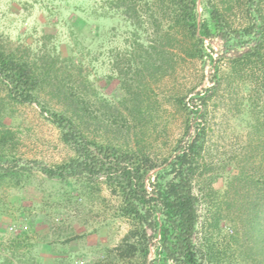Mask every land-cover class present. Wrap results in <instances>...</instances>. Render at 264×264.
I'll list each match as a JSON object with an SVG mask.
<instances>
[{
  "label": "trees",
  "instance_id": "1",
  "mask_svg": "<svg viewBox=\"0 0 264 264\" xmlns=\"http://www.w3.org/2000/svg\"><path fill=\"white\" fill-rule=\"evenodd\" d=\"M200 1H102L105 12L119 13L134 28L125 39V51L111 60L121 84L122 108L103 102L130 142L105 143L90 137L86 125L92 122L95 101L84 90L88 81L76 73L72 55L47 50L50 36L43 37L40 52L32 56L29 49L8 48L0 41V189L32 171L60 183L84 181L90 195L106 187L116 198V216L129 228L101 264L136 259L139 264H208L227 256L232 264H264V158L254 171L260 185L254 172L242 167L228 177L220 195L213 188L217 175L208 148V103L220 86L219 64L226 62L227 76L244 79L249 93L264 92V0H204L205 17L197 11ZM213 38L223 42L218 59L206 54L203 46ZM180 49L192 58L208 57L214 80L209 87L176 95L175 104L185 112V127L172 150L162 155L139 138L136 126L141 127L147 112L141 94L149 78L172 70L171 60ZM44 90L46 100L41 97ZM41 100L62 108L43 112L72 156L52 166L33 161L30 167L15 157V133L4 121L11 117L10 105H45ZM257 144L264 146V141ZM248 185L259 189L252 195L244 188ZM206 196L210 202L224 201L229 232H222L218 207L209 216L201 214L204 204L210 211Z\"/></svg>",
  "mask_w": 264,
  "mask_h": 264
},
{
  "label": "rangeland",
  "instance_id": "2",
  "mask_svg": "<svg viewBox=\"0 0 264 264\" xmlns=\"http://www.w3.org/2000/svg\"><path fill=\"white\" fill-rule=\"evenodd\" d=\"M102 1L0 0V41L8 48L29 49L32 56L40 52L43 37L50 36L47 50L55 48L61 56L72 55L76 73L88 81L84 90L95 101L92 122L86 125L90 137L105 143L130 142L126 129L117 126L119 121L113 124L103 102L122 108L121 84L111 60L125 51V39L134 28L119 13L105 12ZM204 8L201 0L197 11L203 17L207 15ZM203 46L214 59L223 51L218 38L205 40ZM191 55L180 49L171 60L172 70L164 77L149 78L148 88L141 94L147 112L141 127H136L143 132L139 138L155 153L166 155L183 135L186 117L174 102L176 95L209 87L214 80L209 58ZM219 66L220 86L208 103V148L212 172L217 175L213 188L221 195L234 172L242 167L252 174L259 170L258 163L264 158V146L257 144L264 141V92L249 93L244 79L227 76L226 62ZM42 94L46 100V91ZM46 103L10 105L11 117L4 121L15 133V157L30 167L33 161L52 166L72 156L49 114L43 112L62 108L55 102ZM253 175L260 185L258 174ZM83 187L84 181L60 183L37 171L4 184L0 189V264H101L129 226L116 216V198L106 187L93 195ZM244 188L252 195L259 189L252 185ZM204 200L210 211L204 204L203 217L218 207L223 216L222 232H229L224 201L210 202L207 196ZM230 212L233 215L235 210ZM227 257L208 264H232ZM119 264H139V260Z\"/></svg>",
  "mask_w": 264,
  "mask_h": 264
}]
</instances>
